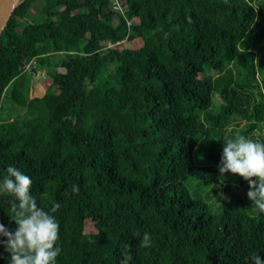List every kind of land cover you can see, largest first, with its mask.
Wrapping results in <instances>:
<instances>
[{
  "label": "trees",
  "instance_id": "obj_1",
  "mask_svg": "<svg viewBox=\"0 0 264 264\" xmlns=\"http://www.w3.org/2000/svg\"><path fill=\"white\" fill-rule=\"evenodd\" d=\"M113 2L14 9L0 35V180L14 166L40 207L60 203L56 264H120L125 245L130 264L264 258L248 182L218 170L225 140L264 142V0ZM10 200L0 223L15 231Z\"/></svg>",
  "mask_w": 264,
  "mask_h": 264
},
{
  "label": "clouds",
  "instance_id": "obj_2",
  "mask_svg": "<svg viewBox=\"0 0 264 264\" xmlns=\"http://www.w3.org/2000/svg\"><path fill=\"white\" fill-rule=\"evenodd\" d=\"M224 147L218 170L221 176L232 173L248 182L247 197L255 206L257 214H264V142L254 141L237 134L223 142ZM7 175L0 180V194L12 197L9 201L11 220L15 221V231L0 223V245L9 254V264H56L61 249L57 246L60 226L53 215L61 207L56 201H49V211L38 205L32 195L33 181L14 166L6 169ZM78 193V186H73ZM139 235V233L137 234ZM152 237L143 234L140 246L151 247ZM120 264H130V246L125 245ZM253 264H264V258L253 256Z\"/></svg>",
  "mask_w": 264,
  "mask_h": 264
},
{
  "label": "rangeland",
  "instance_id": "obj_3",
  "mask_svg": "<svg viewBox=\"0 0 264 264\" xmlns=\"http://www.w3.org/2000/svg\"><path fill=\"white\" fill-rule=\"evenodd\" d=\"M40 5H41V2L40 1H37L36 3H34L30 8H29V13H30V16L32 17H35V20L37 21L38 19L36 18V16H38L40 14ZM31 20H29V18L26 20V19H23L21 20V22H30ZM140 44V41L136 40L133 42L132 44V47H136ZM125 46H130V45H126ZM40 73H38L37 75H39ZM39 82V81H38ZM33 86V92H32V95H35L37 94L39 91H35V88H39V84L38 83H33L32 84ZM39 95V94H37ZM193 159L195 161V163H201L202 161V156H201V150L200 149H196L193 153ZM186 185H187V188L189 189L190 193L195 195V194H198L200 195L202 198H204L205 194L203 192V190L201 189V187H196L195 184H192L191 182H186ZM205 199V198H204ZM215 205L217 204H214L212 205L211 207L214 208Z\"/></svg>",
  "mask_w": 264,
  "mask_h": 264
},
{
  "label": "water",
  "instance_id": "obj_4",
  "mask_svg": "<svg viewBox=\"0 0 264 264\" xmlns=\"http://www.w3.org/2000/svg\"><path fill=\"white\" fill-rule=\"evenodd\" d=\"M21 3V0H0V35L4 30L9 18L15 8Z\"/></svg>",
  "mask_w": 264,
  "mask_h": 264
},
{
  "label": "built area",
  "instance_id": "obj_5",
  "mask_svg": "<svg viewBox=\"0 0 264 264\" xmlns=\"http://www.w3.org/2000/svg\"><path fill=\"white\" fill-rule=\"evenodd\" d=\"M114 9L122 12V9L120 8V6L118 5V3L116 2V0H114L113 2V6H112Z\"/></svg>",
  "mask_w": 264,
  "mask_h": 264
}]
</instances>
